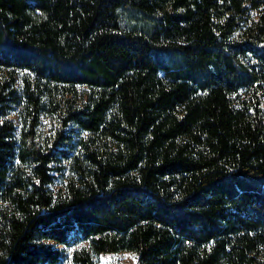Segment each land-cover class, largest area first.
Here are the masks:
<instances>
[{"label":"trees","instance_id":"16d2710c","mask_svg":"<svg viewBox=\"0 0 264 264\" xmlns=\"http://www.w3.org/2000/svg\"><path fill=\"white\" fill-rule=\"evenodd\" d=\"M122 251L264 264V0H0V264Z\"/></svg>","mask_w":264,"mask_h":264},{"label":"rangeland","instance_id":"374dc122","mask_svg":"<svg viewBox=\"0 0 264 264\" xmlns=\"http://www.w3.org/2000/svg\"><path fill=\"white\" fill-rule=\"evenodd\" d=\"M46 124L47 123H45V125ZM97 261L98 264H136L135 254L133 251H122L112 254L104 253L97 258Z\"/></svg>","mask_w":264,"mask_h":264}]
</instances>
